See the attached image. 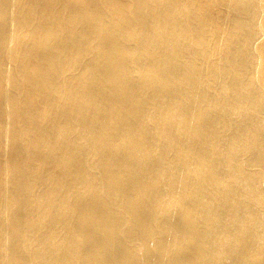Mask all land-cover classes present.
<instances>
[{"label": "bare ground", "instance_id": "1", "mask_svg": "<svg viewBox=\"0 0 264 264\" xmlns=\"http://www.w3.org/2000/svg\"><path fill=\"white\" fill-rule=\"evenodd\" d=\"M0 264H264V0H0Z\"/></svg>", "mask_w": 264, "mask_h": 264}]
</instances>
